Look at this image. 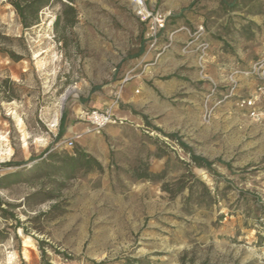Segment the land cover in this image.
<instances>
[{
  "label": "rangeland",
  "instance_id": "rangeland-1",
  "mask_svg": "<svg viewBox=\"0 0 264 264\" xmlns=\"http://www.w3.org/2000/svg\"><path fill=\"white\" fill-rule=\"evenodd\" d=\"M26 1L28 27L0 0V264H264V120L240 106L264 0H148L154 47L129 0H75L72 24ZM93 109L117 122L86 133ZM78 150L102 169L63 166Z\"/></svg>",
  "mask_w": 264,
  "mask_h": 264
},
{
  "label": "built area",
  "instance_id": "built-area-1",
  "mask_svg": "<svg viewBox=\"0 0 264 264\" xmlns=\"http://www.w3.org/2000/svg\"><path fill=\"white\" fill-rule=\"evenodd\" d=\"M129 1L138 20L146 26L147 38L151 43V46L154 47L167 27L170 13H164L150 7L148 0ZM200 30L202 31L203 28ZM201 48L203 51H206L209 48V44L203 43ZM248 74H254L258 78L259 84L253 95L243 98L240 101V106L248 109L249 115L252 118L264 120V59L257 61ZM231 94L228 97H230ZM83 121L87 125L86 133L100 134L108 125L116 123L117 118L111 109H93L83 112ZM82 136L83 133L75 134L73 138L68 140V146L72 147L74 145L73 140L82 138Z\"/></svg>",
  "mask_w": 264,
  "mask_h": 264
},
{
  "label": "trees",
  "instance_id": "trees-1",
  "mask_svg": "<svg viewBox=\"0 0 264 264\" xmlns=\"http://www.w3.org/2000/svg\"><path fill=\"white\" fill-rule=\"evenodd\" d=\"M66 1H67V3H65V12L67 15L72 14V16L74 17V19H72V21H69V19H67L68 20L67 22H69V24H72V23H74V21L76 19L75 0H66ZM10 2L14 6V8L16 9V12L19 15V17L21 18L22 24L24 25V27H28L29 26V18L27 15V10L30 8L31 2H28L26 0H10ZM66 121H67V116H66V114H64L62 117V121H61L59 138H61L65 134ZM168 137L171 139H176V135H168ZM180 146L182 149H184L185 151H187L189 153L192 163L197 167H203V168L210 169V168H212V166L216 162H220V160L209 161V160H207L201 156H197L193 151H191V149H189V147H187L183 143H180ZM61 158H62L61 162H62L63 166H65V167L69 166L72 172L76 171L77 169H84L86 171L101 170L102 169V164L97 159H95L91 155L87 154L83 150H78V151H76V153L74 155L62 156ZM22 164L23 163L16 164V166H19ZM10 165H12V164H10ZM141 176H142V178H150L148 175H141Z\"/></svg>",
  "mask_w": 264,
  "mask_h": 264
},
{
  "label": "crops",
  "instance_id": "crops-1",
  "mask_svg": "<svg viewBox=\"0 0 264 264\" xmlns=\"http://www.w3.org/2000/svg\"><path fill=\"white\" fill-rule=\"evenodd\" d=\"M213 45L214 46H212V48H211V50H210V57H212V60L215 62L214 63V67H216L217 66V64L218 63H216V61L217 62H219V61H221V53H220V48H219V44H214L213 43ZM254 91V90H253ZM129 101V100H128ZM85 126H87L86 124H85Z\"/></svg>",
  "mask_w": 264,
  "mask_h": 264
}]
</instances>
